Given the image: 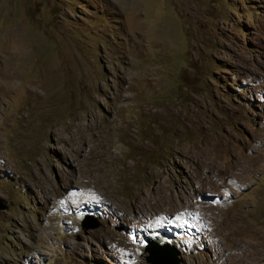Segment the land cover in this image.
<instances>
[{"label":"rangeland","instance_id":"obj_1","mask_svg":"<svg viewBox=\"0 0 264 264\" xmlns=\"http://www.w3.org/2000/svg\"><path fill=\"white\" fill-rule=\"evenodd\" d=\"M12 35L0 264H264V0H0Z\"/></svg>","mask_w":264,"mask_h":264},{"label":"bare ground","instance_id":"obj_2","mask_svg":"<svg viewBox=\"0 0 264 264\" xmlns=\"http://www.w3.org/2000/svg\"><path fill=\"white\" fill-rule=\"evenodd\" d=\"M16 29V28H15ZM13 31V30H12ZM12 34V33H11ZM17 34V33H15ZM14 34V35H15ZM14 35L10 36L11 38L6 42V43H2V45L0 46H4L6 47V49H11V51H18L19 53L21 52V47H20V41H16L14 42L12 40V37H14ZM16 36V35H15ZM19 40L20 37H19ZM20 47V48H19ZM12 51V52H13ZM9 51L6 52V54L4 55V58L5 60L3 61V64L1 65L2 68L0 67V76L4 75L6 76V79H9L13 82H15L16 84V87L13 88L15 89V91H19V92H29L30 89H28V87H34L35 85H37V81L35 79H28L26 81H23L21 80V65L18 64V57H15V55H10L8 53ZM23 67V65H22ZM3 73V74H1ZM3 78V77H2ZM4 79V78H3ZM32 90L34 91H37L35 88H33ZM7 93V92H6ZM38 97V96H37ZM94 121H92L93 123ZM96 123V122H95ZM98 123V122H97ZM91 125V124H90ZM88 126V125H87ZM85 127V126H84ZM91 128V127H90ZM97 128V127H96ZM94 128V130L96 129ZM83 129V123H81L80 121L79 122H74L73 124L70 125V127H67V129L65 130L69 135H75V137H78V142L76 144L75 147H78V148H89L87 143H86V140H85V132L86 131H82ZM93 129V128H92ZM56 130V129H55ZM87 130V129H85ZM90 130V129H89ZM88 130V131H89ZM57 131V130H56ZM55 131V132H56ZM68 134H64V133H58L56 132V137L54 138L56 140V142L58 143V145L61 147L63 145H66L67 144V135ZM92 136V135H91ZM74 146V145H73ZM70 148H73L72 146ZM77 148V149H78ZM97 148V147H95ZM65 150V149H64ZM76 150V149H75ZM82 150V149H81ZM79 151V150H78ZM96 151V150H95ZM98 152V151H97ZM103 151L99 152V154L101 155ZM81 153V152H80ZM68 155V154H67ZM91 156V154H90ZM102 158V157H101ZM78 160V159H77ZM89 160V159H88ZM83 161V160H82ZM88 164V163H87ZM91 164V163H90ZM89 164V165H90ZM84 165V164H82ZM81 166V164H80ZM85 168V167H84ZM106 170V169H105ZM89 171V170H88ZM217 171V170H216ZM236 173V172H235ZM239 175V174H237ZM241 175V174H240ZM106 176V174H105ZM104 182V181H103ZM101 185V184H100ZM99 185V186H100ZM103 185V184H102ZM105 186V185H104ZM135 201L133 200L131 202V204H134Z\"/></svg>","mask_w":264,"mask_h":264},{"label":"water","instance_id":"obj_3","mask_svg":"<svg viewBox=\"0 0 264 264\" xmlns=\"http://www.w3.org/2000/svg\"><path fill=\"white\" fill-rule=\"evenodd\" d=\"M4 208L5 207L0 204V209H4ZM84 227H85V229H89V228H95L96 225H88V226H84ZM147 251H149L151 253V257L154 258V260H152V261L155 264H160V263L168 264L167 263L168 261L170 264H178L176 252L170 251L168 248H165V247L164 248L163 247L152 248V247L148 246ZM169 255H171V257ZM169 259H171V260H169Z\"/></svg>","mask_w":264,"mask_h":264}]
</instances>
